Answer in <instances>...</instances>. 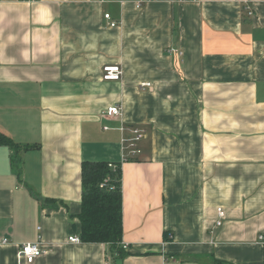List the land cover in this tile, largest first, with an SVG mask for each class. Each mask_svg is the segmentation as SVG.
Instances as JSON below:
<instances>
[{"label":"crops","instance_id":"0c3cea01","mask_svg":"<svg viewBox=\"0 0 264 264\" xmlns=\"http://www.w3.org/2000/svg\"><path fill=\"white\" fill-rule=\"evenodd\" d=\"M0 130L32 146L0 145V264H264V0H0ZM84 160L121 164L125 257L69 241Z\"/></svg>","mask_w":264,"mask_h":264},{"label":"trees","instance_id":"16d2710c","mask_svg":"<svg viewBox=\"0 0 264 264\" xmlns=\"http://www.w3.org/2000/svg\"><path fill=\"white\" fill-rule=\"evenodd\" d=\"M0 145L10 146L13 150V165L21 173V151L32 147L21 146L0 130ZM108 161L84 160L82 162V199L81 211L71 216L79 221V237L87 243H107L117 257L128 255L123 245V191L122 169L118 162L114 169ZM110 178L108 185L101 184ZM45 204L52 203L55 207L66 205L63 201L44 198Z\"/></svg>","mask_w":264,"mask_h":264},{"label":"built area","instance_id":"2783aa9c","mask_svg":"<svg viewBox=\"0 0 264 264\" xmlns=\"http://www.w3.org/2000/svg\"><path fill=\"white\" fill-rule=\"evenodd\" d=\"M143 3V1L139 2L138 5L140 6ZM248 14L252 15V9L247 8ZM107 18H110V14H106ZM116 22H111L112 26H115ZM122 76V68L119 65H113L109 64L104 66L103 68V78L105 80H120ZM146 87H150L149 82H145L143 84ZM123 114V108L121 105L114 104L107 108L106 115L109 117H121ZM107 128V127H105ZM132 136L127 137L124 136L121 139L123 148H131V150L128 153L123 154L124 160L129 159V156H135L136 154L140 153V149L138 148L139 142L142 140V138L145 135V130L141 129L138 126H132L129 127ZM120 130L122 132L127 130V127L122 124L120 127ZM109 166L112 167V164L109 163ZM110 178L108 177L102 184L101 187L107 186ZM218 213L220 216V219L223 218L224 212L222 208L218 209ZM219 219L218 225L221 224V220ZM263 236H260V239H262ZM7 239L4 240L6 242ZM69 241L71 242H81V239L78 234H73L69 237ZM125 248H127L126 244H123ZM42 254H44V250L40 246V242H26L20 245L19 248V256L23 257L28 263L34 262L38 257H40Z\"/></svg>","mask_w":264,"mask_h":264},{"label":"bare ground","instance_id":"6f19581e","mask_svg":"<svg viewBox=\"0 0 264 264\" xmlns=\"http://www.w3.org/2000/svg\"><path fill=\"white\" fill-rule=\"evenodd\" d=\"M112 164V168H116L117 167V164L116 163H113V162H110Z\"/></svg>","mask_w":264,"mask_h":264}]
</instances>
